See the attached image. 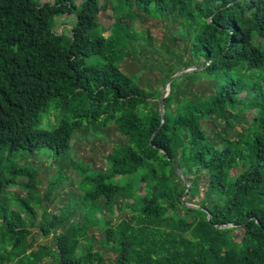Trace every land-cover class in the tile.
Listing matches in <instances>:
<instances>
[{
    "label": "trees",
    "instance_id": "16d2710c",
    "mask_svg": "<svg viewBox=\"0 0 264 264\" xmlns=\"http://www.w3.org/2000/svg\"><path fill=\"white\" fill-rule=\"evenodd\" d=\"M100 2L0 0V264H264V0H118L109 27ZM144 18L182 30L158 44ZM142 41L165 87L203 67L172 82L165 118L164 90L122 68ZM100 123L125 138L106 170L74 150Z\"/></svg>",
    "mask_w": 264,
    "mask_h": 264
},
{
    "label": "rangeland",
    "instance_id": "374dc122",
    "mask_svg": "<svg viewBox=\"0 0 264 264\" xmlns=\"http://www.w3.org/2000/svg\"><path fill=\"white\" fill-rule=\"evenodd\" d=\"M40 1L45 2V1H52V0H40ZM99 1H101L100 4L103 5L102 11L99 16V22L103 24V26L109 27L116 21L117 17L115 14V7L118 5V0H99ZM65 18L69 22L74 20L73 15H68V16L64 15L60 17L56 30L58 31L63 30L65 24L62 23V20H64ZM145 18L144 20H141V19L137 20L136 25L138 27V30L143 31V32L146 30H150L151 33L158 39L157 41L158 44H162L163 42H168L167 40H169V35H171L172 32L179 34L182 30V28L178 26V24H172L169 21L168 22L165 21L164 19L150 18L148 21H146ZM109 33H110V30H107L105 32L106 35H108ZM68 34H70V31H68ZM178 42H181V43L178 46L176 45L174 49L175 50L177 49L179 52H181L184 50L185 47L183 45V42L180 39ZM141 43H142L141 44L142 45V55L141 53L136 54L135 57L137 58V60L134 57L127 59L125 62L122 63V68L129 75L137 76L139 78L141 77L140 83L144 87H147L151 90L155 88H160L164 90L166 87L163 85V83H161L162 80L164 79L163 72L161 70H163L165 66L162 60L160 61V60L152 59V60H147L148 64H150L151 67L146 68V55H147L146 47L143 46L144 41H142ZM152 51L153 53H156V50L154 48L152 49ZM139 52L140 51L138 50H134L133 54L139 53ZM153 53H151L150 55H152ZM204 85H206V83ZM254 116H255V111H250L246 113V118L249 123H251V119ZM90 128L92 129L91 133L90 132L85 133L79 138V140L75 142L74 150L75 151L77 150L79 152V157L85 159L86 162H89L90 164H92L94 168L106 170L107 162L105 161L103 155H106L112 149L114 143L125 142V138L118 133L117 128L114 123L106 126L104 129V132L102 131L101 123L99 124V128H96L94 126ZM241 129H242V125H239L238 130H241ZM104 135L106 136V138ZM101 139L106 142H103ZM22 162L26 163L27 161L22 160ZM35 162H36V165L39 166V168L41 169V174L45 182L47 183V180L51 178L54 173L52 169L51 173H49L48 175L47 167L53 168L54 166H51L53 164V161L38 157L36 158ZM77 162H80L81 166L85 168L87 167L83 163V161L81 162L79 159H77ZM49 172H50V169H49ZM67 174L72 178V181L67 182L65 184L66 188L64 187L60 191L58 190V192L54 194L53 198L46 203L47 206L49 207L48 208L49 211L58 210L60 207L63 206L64 200L66 202V197L63 191H68V189H71V188L77 189L76 185L79 181V176L73 170L67 171ZM202 187L203 188H202L201 196H198L195 198L188 196V201H190V205H198L201 203L204 197V186ZM41 190L45 191L46 187L41 188ZM10 191L17 193L21 197L25 196V192L20 190L19 188H11ZM144 192L145 191L142 189L140 193H144ZM79 214L80 215L78 216V218H80L82 213L80 212ZM95 234L99 240L100 235L97 230H95ZM1 239H2V233L0 229V241ZM46 243L49 245H53L52 238L44 237L37 233L36 247H38L39 244H46ZM98 244L96 247H98ZM108 256L112 258L114 257V254H112L111 252H108ZM107 263L110 264L109 261ZM8 264H11V263H8ZM42 264H50V258L46 259L45 262Z\"/></svg>",
    "mask_w": 264,
    "mask_h": 264
},
{
    "label": "water",
    "instance_id": "95a60500",
    "mask_svg": "<svg viewBox=\"0 0 264 264\" xmlns=\"http://www.w3.org/2000/svg\"><path fill=\"white\" fill-rule=\"evenodd\" d=\"M202 68H203V67H201V66H193V67H191V68H188V69L182 70V71L178 72L177 74H175V75H174V76L168 81V83H167V85H166V88L164 89L163 94H162V97H161V99H160V100H161V111H162V115H163L164 118L166 117V104H165V99H166V97L170 94V91H171V84H172V82H173L177 77L181 76L182 74H185V73H188V72H192V71H195V70H198V69H202ZM176 170H177V172L179 173L180 176H183L184 178H186L180 167H177V166H176ZM187 181H188V180H187ZM188 183H189V189L187 190V192L185 193L184 197L182 198L183 201H184V199H185V196H186V195L188 194V192H190L191 189H192V183H190L189 181H188ZM184 204L187 205V206L193 207L192 205H189V204H186V203H184ZM209 217H211V216L209 215Z\"/></svg>",
    "mask_w": 264,
    "mask_h": 264
}]
</instances>
